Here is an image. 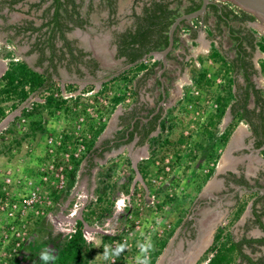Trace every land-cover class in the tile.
Wrapping results in <instances>:
<instances>
[{
	"label": "rangeland",
	"instance_id": "rangeland-1",
	"mask_svg": "<svg viewBox=\"0 0 264 264\" xmlns=\"http://www.w3.org/2000/svg\"><path fill=\"white\" fill-rule=\"evenodd\" d=\"M213 1L227 4L235 10L241 9L230 0ZM186 3L185 0L182 6ZM206 15L208 14L205 12L204 15L190 19L186 23L190 29L196 28L198 35L206 28L214 31L213 37L217 46L228 59L232 58V43L226 27H222L218 32L215 29L216 17L210 13L205 21L202 18ZM231 25L238 27L240 24L233 21ZM247 26L264 35V19L257 18ZM178 36L179 42L172 52L176 58L167 61L165 70L167 75L164 82L168 87V94L161 113L162 117L168 116L167 124H171V127L168 125L169 127L161 133L157 128L153 135L160 133L158 138L143 146L130 143L116 151L104 153L103 157H94V165L90 168L89 174L85 170L84 173L80 172L79 169L78 180L69 193H65L66 173L63 187L59 188L56 187L57 182L53 178L46 182L41 181L43 171L49 168L52 159L64 160L60 151L76 150L78 146L76 134L89 137L86 126L91 120H107V128L100 138L110 137L118 128L115 115L119 110L125 112L132 104L140 103V112L144 113L149 109L148 107H152L159 90L155 83L159 67L144 82L135 81L136 79H133L134 83L130 81V77L136 74L135 70H130L124 74L126 79H111L102 84L103 88L101 85L96 87L91 83L81 82L75 83L68 89V87L64 88V84L59 79L54 80V87H62L68 92H76L80 88V94L76 96L79 97L77 102L79 105L67 111L64 110V104L59 109H39L37 112H40L38 116L43 121L44 131L32 132L30 119L22 116L21 113L24 107L31 108L33 102H42L48 92L32 93L16 109L9 107L11 102L6 103L7 115L0 121L1 124L8 119L0 128V133L2 132L4 136V138L0 136V187L10 196L8 199H14L30 191V183L35 185L41 182L43 195L46 198L38 214L16 212L19 213L16 219L18 230L24 235H22L23 246L15 252L10 248L14 237L11 236L8 227V223L13 221L12 217L0 212V264H44L40 259L41 251L46 246H50L56 252L65 238L74 231L76 221L83 220L84 213L92 208H95L93 221L90 223L83 221L82 225L87 242L95 249L90 264H137L138 245L146 242H151L153 245L156 241L165 238L167 232L176 225L179 217L182 221L175 226L173 235L168 238L160 257L157 258V260L160 258L158 264H172L177 260L186 264L187 256L199 244L197 240L200 234L198 235L197 227L200 232L202 227L205 229L204 234H207L208 239L206 238L204 246L203 244L199 246L197 252L188 259L187 264L205 263L204 258L211 254L205 255L202 252L210 244L216 226H223L225 232L240 233L239 223L233 224L231 221L232 211L237 202L241 201L237 206L239 209L245 202V209L247 207L245 214L248 216L245 218L249 219L252 213L251 207L247 204L255 193L239 191L231 194L230 192L237 185L229 184V178L225 173L227 170L237 171L239 166L246 179L252 183L260 171L263 176L259 181L264 183L263 160L258 157L260 155L257 156V153L243 154L238 149L247 136L246 126L240 123L231 135L238 144H231L221 150L214 174L198 189L201 184V174L206 171L207 166L204 152L201 148H197L196 143L201 140V132L216 106L215 90L224 84L223 70L218 63L208 57V52L196 51L199 43L189 39L187 31L180 30ZM105 47L108 50V47ZM259 57L264 58V55L255 49L251 59L257 73L252 74L251 78L257 87L264 91V75L260 73ZM153 60L151 58L144 62L151 64ZM181 61L184 65L180 63ZM116 64L117 62L114 61L109 66L114 67ZM201 70L207 71L209 79L214 78L211 84L204 82L198 86L193 82L192 76L197 75ZM190 79L191 83H188ZM237 80L239 83L242 82L240 74L237 75ZM133 88L136 92H133ZM122 94L123 102L107 115L111 98ZM184 94L190 100H183L178 104ZM55 96L62 99L60 91H55ZM71 98L73 97L68 99L69 106L74 104ZM144 105L146 107H143ZM84 106L86 112L81 114L80 108ZM169 110L171 111L168 112ZM15 116L19 117L14 121L15 134H4L3 130L12 125ZM220 127L223 128V122ZM240 129L242 131L239 134ZM65 131L73 135L74 140L67 142L64 148H57L54 153L48 154V138L63 134ZM13 138L20 143L12 142ZM165 139L169 141L167 144L164 143ZM151 150L155 151L156 159L144 179L138 171L137 164L147 158ZM87 154L88 151L83 145L79 153V158L82 157L81 165L86 163L84 156ZM100 193L105 194L106 198L99 204L96 199ZM54 195H58L56 200L53 199ZM120 200H125L126 205L122 211L117 203ZM89 204L91 207H88ZM101 206H109L110 213L98 219ZM250 229L256 232L254 227ZM103 234L116 235L117 238L106 243L102 250L99 247ZM120 243L126 244L125 251L119 256L105 259V248L111 246L114 249Z\"/></svg>",
	"mask_w": 264,
	"mask_h": 264
},
{
	"label": "trees",
	"instance_id": "trees-1",
	"mask_svg": "<svg viewBox=\"0 0 264 264\" xmlns=\"http://www.w3.org/2000/svg\"><path fill=\"white\" fill-rule=\"evenodd\" d=\"M20 0H11L15 3ZM42 2L46 0H41ZM109 1V0H108ZM137 1L134 0V6L132 7V22L127 28L121 32L116 33L117 53L118 57L124 56L126 62L138 61L145 54L153 50H161L168 43V28L174 18L181 13L191 12L200 6L201 0H186L187 3L183 5L185 0H148V3H143L140 12H136L135 5ZM176 2V7H171V4ZM50 7L53 8V13L49 19V23H52L54 27L60 28L65 22L71 21L76 25L83 26L86 22L83 19L77 9V4L74 0H50ZM206 12L213 14L216 17L217 26L222 23L228 28V35L233 42L232 49L234 50V56L230 59L220 52L219 48L215 45H211V49L208 52V57L214 62L218 63L223 70L222 77L224 84L219 86L215 90V108L207 120V124L201 132L202 138L196 143L197 148H201L204 152V160L206 162V171L201 174V184L198 189L204 184L215 172L218 159L220 157L221 150H223L228 142L233 130L240 122L247 123L249 129L256 136L255 146L260 147L263 142L264 134V97L263 91L260 88L255 87V83L251 80V74L256 72L252 62V55L256 48L264 54V35L256 36V31L252 28L238 27L235 28L230 25L231 22L237 21L241 24H247L255 20V17L242 9L235 10L227 4H221L220 2L212 1L207 6ZM208 15L203 19L207 20ZM186 21L181 22L177 27L174 35V45L172 51L167 55V59L175 58L172 55L173 50L176 48L178 42L177 31L180 26ZM29 26V25H28ZM27 26V27H28ZM37 30L36 28H34ZM220 30V29H219ZM62 34L63 30H59ZM70 43V42H69ZM65 41L64 47L67 48L69 54V63L74 65L83 64L92 67V73L97 63L93 58L83 59L88 52L82 49H77L75 46ZM40 50L43 48L41 45H37ZM42 47V48H41ZM52 57L62 59V50L53 44L47 45ZM44 49V48H43ZM74 50L76 53H74ZM44 56V51H41ZM148 59H151L150 57ZM58 60V61H60ZM40 63V62H39ZM260 67V73L264 75V58L258 59ZM51 66L55 70V63ZM157 66H161L160 60L156 59L152 61V64L148 66L144 61L138 62L132 68H135L136 72L143 71L142 81H145L149 76L155 73ZM145 70V71H144ZM78 72H81L80 68H77ZM52 72V71H51ZM47 69L43 72H38L32 69L25 61L15 60L9 58L7 69L0 77V121L7 115L6 103L11 102L9 107L16 109L17 106L28 99V97L34 92H48L43 97L42 102H33L31 108L24 107L21 115L30 119V129L32 132L36 130L44 131L43 121L38 116L39 109H59L64 104V110H71L73 106H78L79 97L71 98L73 100L72 106L67 105L68 99H59L55 96V91L59 92L60 87H54L53 74L51 75ZM55 72V71H54ZM126 71L112 77L113 80L126 79L124 75ZM243 76L245 84H240L237 80V75ZM137 74L130 77V81H133ZM166 72L163 73L165 77ZM215 76V75H214ZM213 79L207 77V71L201 70L197 75L192 76V80L196 85L211 84ZM158 83V80H157ZM103 88V86H102ZM168 90L166 89V94ZM124 95H115L111 98L110 108L107 115H110L116 106L122 103ZM183 100H190L188 96L183 95V99L178 101L180 104ZM250 100H253V106H249ZM229 110L230 119L226 125L221 128L220 125L223 122L226 110ZM153 109L148 111V116ZM169 110L168 112H170ZM81 114L86 112V107L80 108ZM161 112V111H160ZM160 112H157L149 120L143 121L136 119L133 124H128L124 129L117 132L115 139H104L99 146H95L98 137L104 131L107 120L95 121L91 120L87 124L86 135L82 137V144L88 151L87 156H84L86 160L85 171L89 174L90 168L94 165V157H103L104 152H109L113 149L119 148L121 145L128 143L136 135L139 136V143L151 142L158 138L162 131H165L166 127H171V124H167V117H161ZM79 114V113H78ZM101 114V113H100ZM147 116V117H148ZM19 117L15 116L11 122L10 127H6L3 130L4 134H15L14 121ZM129 116L124 117L127 121ZM129 121V120H128ZM169 125V126H168ZM159 128L157 135H151L152 132ZM1 138H4L2 132ZM62 145L59 148H64L67 142L74 140V136L66 131L62 134ZM12 142L16 144L20 143L15 138ZM168 139L164 140V143H168ZM179 158V156H177ZM156 159L155 151L151 150L147 158H144L141 162H138L137 168L141 176L145 179L151 164ZM82 157L75 158L71 156L72 167L66 170V188L65 193H69L75 186L78 180V171L81 166ZM229 179L235 184H245L250 187L248 181L240 175L239 177L232 172H228ZM54 192V191H53ZM5 191L0 187V199L5 198ZM253 192L252 194H254ZM256 199L252 201L251 211L253 215L252 223L259 225L264 233V194L257 192ZM58 195H54L53 199L56 200ZM106 198L105 194L98 195L96 202L102 203ZM261 201L262 205L257 206ZM244 202V201H242ZM241 203L240 202H237ZM246 203L244 202L241 209L237 207L234 211L231 221L233 223L239 218L245 209ZM88 207H91L89 204ZM95 208L88 210L84 213L83 220L76 221V227L65 240L59 245L55 252V260L50 261L49 264H90L95 251L94 247L89 244L83 234V221L92 222V215ZM110 213L109 206H101L97 215L98 219H101L104 215ZM182 218L179 217L176 221V225L181 223ZM175 226L167 232L165 238L156 241L153 244V250L150 253V264H154L158 256L167 244L168 238L173 235ZM117 238L116 235L103 234L102 243L99 249L103 250L106 243L111 242ZM259 245H264V235L262 237H246L243 235L239 239L235 240L231 232H225L223 226H218L211 245L205 250L204 254L210 253V256H206L204 264H264V256L254 258L250 254L245 252V247L249 248L251 253L258 250ZM23 246V242L20 247ZM19 247V248H20ZM234 254H237L239 262L234 261ZM115 264V263H113Z\"/></svg>",
	"mask_w": 264,
	"mask_h": 264
},
{
	"label": "crops",
	"instance_id": "crops-1",
	"mask_svg": "<svg viewBox=\"0 0 264 264\" xmlns=\"http://www.w3.org/2000/svg\"><path fill=\"white\" fill-rule=\"evenodd\" d=\"M74 2L77 4V9L79 11L80 16L83 19H85L86 22L83 23V26H80L67 20L64 21L65 23L60 28H56L53 26L52 23H49V19L53 13V8L50 7V0H46L44 2H42L41 0H20L15 3H12L11 0H0V77L4 74L5 70L7 69L9 58H13V59L17 58L15 60L25 61L30 67H32L33 70L38 72H43L44 69H47L49 72L52 71L51 75L53 74V79L55 80L59 79L62 82V84H64V88L68 87V89L71 88L72 85H75V83L77 82H83L85 84L91 83L96 87H98L99 85L102 86L103 83L110 81L112 77L120 74V73L118 74L116 73L115 75H112L111 77L104 79H99V78L95 79L94 77H89V76H87L88 78H86V75H84L79 65L76 66L72 63H69L70 58H69L68 50L66 47H64V44L65 41H67L68 43L70 42L69 44L75 46L77 49H82L85 52L92 53L93 57L88 56L89 55L88 54L83 59L93 58L94 60L95 59H100L104 61L108 60L109 64L111 63V61L113 63L114 61L111 60L110 56L114 50L115 43H114V38L111 36L115 33V30L123 29L126 27V25L131 24L132 22L131 13H132V5L134 3V0H109V1L108 0H74ZM142 5H143L142 1L138 2V6H136V8L138 9V13L140 12ZM206 14L208 13L206 12ZM250 23L251 22H248L246 25L239 23L240 25L238 27L249 28L250 26L247 25L248 24L250 25ZM222 27H226L228 33V28L225 24L222 23L221 25L217 26V24L215 23V29H217L218 32L221 31ZM34 28H36L37 30H35ZM63 29L64 31L61 34L59 30H63ZM180 30L187 31L189 35V39L199 43L196 50L198 53L200 51L209 52L212 44L218 47L216 44V40L213 37L214 31H212L210 28L204 29L205 31L201 32L198 35L197 29L196 28L190 29V26H188V24L185 22L183 25L180 26L179 30L177 31V36ZM256 36L259 37L260 34L256 32ZM178 42H179V36H178ZM231 43L233 45L232 41ZM48 44H53V46L58 47L62 50L63 55L61 60L57 57L51 56L50 54L51 52L47 47ZM37 45L39 46L41 45L44 49L41 47L42 49L40 50V48H37L38 47ZM105 46L108 47V50L106 49ZM256 50L259 51L258 48H256ZM41 51H44V56L42 55ZM74 53H76L75 50ZM260 53L263 54L262 52ZM233 56H234V50H233ZM171 59L173 60L174 57ZM171 59H167V61L169 62ZM52 61L56 65L55 70L51 66ZM180 63L184 65V62L181 61ZM147 65L150 66V64ZM132 67L133 66L127 68V70L125 71L127 72L130 70L131 71L135 70V68ZM77 68H80L81 70L78 76L80 75L81 77H84L83 80L81 81H79V79L76 78V75L73 70ZM141 73H143V71L136 72L137 75L134 77V80L136 79L135 81L139 82V79H141L140 78ZM138 82L136 84H138ZM165 86L167 87V85ZM39 92L41 94V91H38V93ZM128 110H126L125 112H121L119 110V112H117V114L115 115L116 119L118 118L119 114H121L120 116L121 118L123 116L127 117L126 112ZM227 112H229L228 109L225 112L223 121L228 116ZM142 114L146 115V111H144V113ZM229 119L230 116H228V121ZM128 120L125 122L120 120L119 121L120 123L118 122V128H116V130H114L112 135L107 138L111 139V137H114L117 134L119 128L125 127V124L127 125L129 124L130 121ZM105 137L106 136H102L101 139ZM101 139L98 140L97 142L98 144L96 143L95 146H99ZM85 164L80 166V172L84 173L85 168L83 167H85ZM253 200L254 197H252L249 203L247 204L249 207L252 206ZM238 204L235 205L232 211V215L236 210ZM261 205L262 202L259 201L257 206L259 207ZM246 209H244V211L239 216V218L234 222V223L236 222L239 223V225L241 226L240 233L230 231L232 236L235 238V240L242 237L244 232L247 231L248 232L246 233L247 234L246 237H251V235H253L251 238L254 237L258 238L263 235V233L258 228L255 227H254V231L256 232H252L250 229L252 225L244 227L243 225L244 222L248 220L247 218H245ZM251 218H253L252 214L249 217V219ZM245 228L247 229L246 231ZM248 233L250 235H248ZM260 248H262V253L259 252L260 249L255 251L254 253H251L250 249L246 247H245V252L250 254L254 258L259 256H264V246H260ZM234 259H235L234 261L239 262V258L237 257V254H234Z\"/></svg>",
	"mask_w": 264,
	"mask_h": 264
},
{
	"label": "flooded vegetation",
	"instance_id": "flooded-vegetation-1",
	"mask_svg": "<svg viewBox=\"0 0 264 264\" xmlns=\"http://www.w3.org/2000/svg\"><path fill=\"white\" fill-rule=\"evenodd\" d=\"M142 1V3H148V0H139V1H137V5H135V10H136V12H138V9L136 8V6H138V2H141ZM174 5V6H173ZM176 2H173L172 4H171V7H176ZM134 6V3H133V5H132V7ZM243 10V9H242ZM245 11V10H244ZM248 12V11H247ZM248 13H250V14H252L254 17H255V20L257 19V18H262L263 19V17L262 16H260V15H258V14H256V13H252V12H248ZM132 14V13H131ZM133 19H131V21H132ZM254 20V21H255ZM116 24V23H115ZM129 25V24H128ZM128 25H126V27L125 28H123V29H118V30H115V33L111 36V37H113L114 38V50H113V52L111 53V60H113V61H115V62H117V64L114 66V67H110L109 65V62H108V60H106V61H104V60H100V59H95V62L97 63V66L95 67V69L93 70V72L94 73H92V71H91V69H92V67H90V66H86V65H83V64H79V66L81 67V69H82V71H83V73H84V75H86V78H88L87 76H89V77H94L95 79L97 78H99V79H104V78H108V77H111L112 75H115L116 73L118 74V73H121V72H124L125 70H127V68H124V66H126L127 64H130V63H134V62H136V60L135 61H133V62H126V58L124 57V56H120V57H118L117 55H116V53H117V43H116V33H118V32H121V31H123V30H125L126 28H127V26ZM88 56H91V57H93L92 56V53L90 52L89 53V55ZM149 58V57H148ZM148 58H146L145 60H142V61H147V59ZM150 58H154V56L153 57H150ZM156 59H158V58H154V60H156ZM153 60V61H154ZM159 60V59H158ZM111 63H112V61H111ZM136 64H138V63H135L133 66H135ZM131 67V66H130ZM159 67V69H160V67L161 66H158ZM254 68H255V66H254ZM74 70V73H75V75H76V78L77 79H79V81H81V80H83V78L84 77H81L80 75L78 76V74H79V72H77V69H73ZM165 72V71H164ZM163 72V73H164ZM163 73H162V80L164 81V76H163ZM257 73V71L256 72H254V73H252V74H256ZM251 74V75H252ZM241 75V74H240ZM140 78H143V73H141L140 74ZM242 76V75H241ZM148 79V78H147ZM146 79V80H147ZM55 80V79H54ZM145 80V81H146ZM157 80H158V83H157ZM251 80L253 81V79L251 78ZM139 81H141V82H144V81H142V79H139ZM254 82V81H253ZM81 82H77L76 84H80ZM133 83H134V81H133ZM155 83H156V86H157V88L159 89L158 90V95L155 97V102H152V107H148L149 109L148 110H146V115H144V114H142V113H140V103L139 102H135V103H139V104H132V106L129 108V110L126 112V115L127 116H129V118H127V119H129V124H133V122L136 120V119H140V120H143V121H147V120H149L150 119V117H152L154 114H156L157 112H160V114L162 113V109H163V104L165 103V101H166V99H167V94H166V89H167V87L165 86V82H164V87H165V99H164V101L162 102V104H159L160 103V101H161V99H162V89H161V85H160V80H159V77H158V73H157V75H156V78H155ZM255 83V82H254ZM240 84H245V82H244V79H243V76H242V82L240 83ZM134 87H135V84H134ZM255 87L256 88H259V87H257V85L255 84ZM261 89V88H260ZM133 92H136V89L135 88H133ZM262 90V89H261ZM263 91V90H262ZM263 97H264V91H263ZM263 102H264V100H263ZM157 106H159V108L157 109ZM249 106H253V100H250V103H249ZM143 107H146L145 105L143 106ZM151 109H153L152 110V112H151V114L148 116L147 114H148V111L149 110H151ZM115 110V109H114ZM121 116V114H119L118 115V118H117V120H118V122L120 121V120H122V121H124L125 122V120H124V116L121 118L120 117ZM148 116V117H147ZM161 117H162V115H161ZM120 123V122H119ZM240 123H243L245 126H246V132L245 133H247V136H246V139H243L242 141V143H241V145L240 146H238V149H240L241 150V152L243 153V154H249V153H257V156L258 155H260V156H258V157H260V159L261 160H263V164H264V134H263V142H262V144H261V146L260 147H256L255 146V141H256V136L252 133V131L249 129V125L247 124V123H244V122H240ZM239 123V124H240ZM127 124H125V126H126ZM226 124L224 123V121H223V127L225 126ZM119 126H121V125H119ZM238 126V125H237ZM236 126V127H237ZM106 128V127H105ZM158 128V127H157ZM156 128V129H157ZM263 128H264V124H263ZM122 129H124V127H121V128H119L118 129V131H120V130H122ZM236 129V128H235ZM234 129V130H235ZM233 130V131H234ZM242 131V130H241ZM153 133L154 132H152L151 133V135L150 136H152L153 135ZM233 133V132H232ZM232 135V134H231ZM230 135V137H229V139H228V142H227V144H226V146H225V148L226 147H228V146H230L231 144L232 145H235V144H238V142H236L235 140H233L232 139V136ZM99 139H101L100 137L98 138V140ZM104 139H107V137H105V138H103V139H101L100 140V143L104 140ZM111 139H115V136L114 137H111ZM235 139V138H234ZM130 143H134L135 145H138V146H143L144 144H146V143H148V142H145V143H143V144H141V143H139V136L138 135H136L135 134V136L133 137V139L131 140V141H129L128 143H125V144H123V145H121L119 148H117V149H113V150H111V151H109V152H104V153H110V152H113V151H116V150H118V149H120L121 147H123V146H126L127 144H130ZM100 145V144H99ZM240 161V160H239ZM239 161H237V162H239ZM237 171H234V170H227L226 171V173H225V175H226V177L227 178H229V175H228V172H232V173H234V174H236V176L237 177H239L240 175H242L245 179H246V176L244 175V172H243V170H242V168H240L239 166L237 167V169H236ZM224 175V176H225ZM263 175H261V172L259 171V173H258V175L255 177V179L253 180V182L251 183V182H249V180L248 179H246L247 181H248V183H249V185H250V187H253V186H260V187H263L264 188V183H261L259 180L261 179V177H262ZM229 184H235L233 181H231L230 179H229ZM235 185H242V184H235ZM258 191H256L255 192V194L257 195L258 193H257ZM253 193V192H252ZM254 194V195H255ZM256 199V196H254V200ZM252 219L253 218H251V219H248V220H246L245 222H244V227H247V226H249V225H252V227H255V228H258L262 233H263V231L261 230V228L259 227V225H257V224H254V223H252ZM217 227L218 226H216L215 227V229H214V231L212 232V235H211V241H210V244L208 245V247L211 245V243H212V241H213V236H214V233H215V231H216V229H217ZM247 229L245 228V231H246ZM249 230V229H248ZM197 232H198V235L200 234V236H199V238H198V240H197V243H199L200 241H201V237L203 236V234H204V232H205V229H203V227L201 228V232H200V229L197 227ZM248 232V231H247ZM247 232H244V234L243 235H247L246 233ZM263 235H264V233H263ZM262 235V236H263ZM253 235H251V237H252ZM261 236V237H262ZM255 238V237H254ZM196 243V242H195ZM260 246H264V245H259V246H257L258 247V250L260 249V253H262V248H260ZM207 247V248H208ZM206 248V249H207ZM205 252V251H204ZM203 252V253H204Z\"/></svg>",
	"mask_w": 264,
	"mask_h": 264
},
{
	"label": "built area",
	"instance_id": "built-area-1",
	"mask_svg": "<svg viewBox=\"0 0 264 264\" xmlns=\"http://www.w3.org/2000/svg\"><path fill=\"white\" fill-rule=\"evenodd\" d=\"M189 81L190 82L188 83H191V80ZM79 94H80V88H78L76 92L75 91L68 92L66 89L60 87V95L64 99H69L70 97L75 98ZM75 137L76 140L78 141V146L76 150L74 152L60 151L59 153L61 156L64 157V160L52 159L50 164L48 165L49 168L43 171V176L41 177V181L46 182L48 179L53 178L57 182L56 187L59 188L63 187L66 170L72 167L71 156L73 155V157L79 158L80 156L79 153L83 148V144L81 142L82 137L79 134H76ZM62 138H63L62 134H59L58 136L55 137L50 136L48 138V146H47L48 154L54 153V150L62 145ZM40 183L41 182H38V184L35 185L33 183H30L31 184L30 191L20 195L17 198L15 197L14 199L13 198L8 199L10 196H8L6 192L5 193L6 197L4 201H0V212H3L8 217H12L13 220L12 222L8 223L11 236L13 235L14 237L10 246L12 252L17 251V249L20 247V244L23 242L22 235H24V234L21 235L20 231L18 230L19 225L17 226L18 223L16 219H18L17 215H19V213L17 214L16 212L21 211L22 213L30 212V213L38 214L40 207L43 206L44 198H46V196L43 195V190Z\"/></svg>",
	"mask_w": 264,
	"mask_h": 264
},
{
	"label": "water",
	"instance_id": "water-1",
	"mask_svg": "<svg viewBox=\"0 0 264 264\" xmlns=\"http://www.w3.org/2000/svg\"><path fill=\"white\" fill-rule=\"evenodd\" d=\"M212 1L213 0H201L200 6L197 9H195V10H193L191 12H184V13H181L178 16H176L174 18V20L172 21V23L170 24L169 28H168V43L163 49L150 51L147 54H145L138 61H136L134 63L127 64L126 66H124V68H129L130 66H133L135 63H138V62H140L142 60H145L148 57H153V56L160 60L161 67L158 70V77H159L160 85H161V89H162V99H161L159 104H162V102L165 99V87H164V81L162 80V73L166 70V67H167V55L173 49L174 35H175L177 27L183 21H188L190 19H195L197 17H200V16L204 15V13L207 10L208 4H210ZM230 1H232L234 4H236L241 9H243L245 11H248V12L256 13V14L262 16L263 19H264V0H230ZM158 108H159V106H157V109ZM228 113L229 112H227V115L229 116ZM228 116L224 120L225 124L228 121ZM7 120L8 119H6L4 122H2L0 124V128L3 126V124ZM239 191H244L246 193H252V192L258 191L259 193L264 194V188L263 187H260V186L248 187L245 184L236 186L235 188L232 189V191L230 193L231 194H235V193H237ZM206 248H204L203 252L206 250ZM159 257H160V255H159ZM199 257H198V259H199ZM159 261H160V258L157 260V262H155V264H158Z\"/></svg>",
	"mask_w": 264,
	"mask_h": 264
},
{
	"label": "clouds",
	"instance_id": "clouds-1",
	"mask_svg": "<svg viewBox=\"0 0 264 264\" xmlns=\"http://www.w3.org/2000/svg\"><path fill=\"white\" fill-rule=\"evenodd\" d=\"M120 206V210H123L125 205V200H120L117 202ZM125 243H120L116 248H111V246L105 248L104 257L109 259L110 256H119L126 249ZM138 255L136 257L137 264H150V253L153 250V245L151 242L140 243L138 245ZM40 259L44 264H49L50 261L55 260V249L50 246H46L40 253Z\"/></svg>",
	"mask_w": 264,
	"mask_h": 264
},
{
	"label": "bare ground",
	"instance_id": "bare-ground-1",
	"mask_svg": "<svg viewBox=\"0 0 264 264\" xmlns=\"http://www.w3.org/2000/svg\"><path fill=\"white\" fill-rule=\"evenodd\" d=\"M240 132H241V129L239 130V134H240ZM238 134V133H237ZM221 160H223V159H221ZM226 160V159H225ZM219 166H221V165H219ZM223 166V165H222ZM224 167V166H223ZM208 233H209V231H208ZM205 235V236H204ZM201 238V242H199V244H198V246H196V244H195V246H196V248H194L192 251H191V253L187 256V258L188 259H191V257H192V255L193 254H195L196 252H197V250H198V248H200L199 246H202V244H203V246H204V243H205V241H206V238H207V234H204ZM208 239V238H207ZM197 258V257H196ZM184 259V258H183ZM188 259L185 261V263L187 264L188 263ZM172 264H184L183 263V261L182 262H178V260L177 261H174V263H172Z\"/></svg>",
	"mask_w": 264,
	"mask_h": 264
}]
</instances>
